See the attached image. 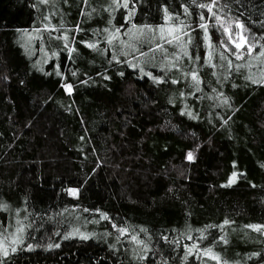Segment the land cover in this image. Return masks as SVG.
Segmentation results:
<instances>
[{
  "label": "trees",
  "instance_id": "obj_1",
  "mask_svg": "<svg viewBox=\"0 0 264 264\" xmlns=\"http://www.w3.org/2000/svg\"><path fill=\"white\" fill-rule=\"evenodd\" d=\"M210 2L129 0L109 10L112 0H0V231L25 225L23 250L4 264H264V235L247 227L264 226V85L220 60L226 34L198 7ZM220 4L249 36H264V0ZM165 9L191 26L188 57L124 35L133 24L163 26ZM201 13L215 50L197 28ZM47 16L64 29L26 44ZM77 25L69 54L56 37ZM106 28H120L112 44ZM142 52L153 61L142 63Z\"/></svg>",
  "mask_w": 264,
  "mask_h": 264
},
{
  "label": "snow or ice",
  "instance_id": "obj_2",
  "mask_svg": "<svg viewBox=\"0 0 264 264\" xmlns=\"http://www.w3.org/2000/svg\"><path fill=\"white\" fill-rule=\"evenodd\" d=\"M50 0H41V3H49ZM65 3H67V0H64ZM82 3L84 5L89 4V0H82ZM193 3H195V0H193ZM129 6V0H112V3L109 5V10L113 8H125L127 9ZM201 9H206L207 12L210 14L209 19L214 21L213 27L217 28L221 31L222 35L226 34V39L220 41V45L223 48V51L219 53V58L222 61L227 62V67L229 69L235 70L236 72H240L242 69H248L249 74L245 76L246 80H249L253 84H260L264 85V44H261L260 41L264 40V36L261 37H255V36H249L245 30V26L240 23L239 21L232 22L230 18L227 16V13H224V8L226 5H221L220 0H211L210 3H201L198 5ZM95 11V9H93ZM184 13L186 15H190L188 12V8H184ZM221 13H224L221 15ZM52 15H55L53 13ZM82 16H90V12H81ZM134 15V12L130 11L128 13V19L126 20V23L131 24L132 16ZM51 16L45 17V23L43 25L42 29H36L35 32L37 33V37H33L29 33H25L27 36L26 44H30L31 41L34 38L39 37V33L42 31L48 32L49 35H51L52 32L59 31L60 29H64L63 23L60 24V29H57L55 25H51ZM199 19L201 23L197 25V28L202 30L203 35V41L207 44L209 49L215 50V47L211 44V38L208 34V24L205 22V17L203 13L200 14ZM165 24L163 26H159L158 28H152L151 26L145 25L143 27H137L136 25H132L131 28L128 29L124 35L129 36L132 40L140 43H148L151 41H156V46L154 49H150L152 52L156 51H163L164 45H174L176 48L179 49V54L175 57L176 60L181 59V55L184 57H188L189 53L187 51L188 46L192 43V37L190 34V31L188 29L191 28V26L187 23H185L183 20H180L179 16L173 17L167 13V9H165ZM111 23V21H109ZM225 25H228L227 27ZM192 31H195L196 29H191ZM67 31H73V32H80L82 29L77 25L74 29L71 30H65L64 33H62L60 36H57L56 39L62 40L64 42V49L67 50L69 54L75 51V48L69 47V43H76L75 37L73 36L72 40H69V36L67 35ZM105 33H108L107 36V42L108 44H112L113 41L117 40L119 38L120 34V28H116L115 32H109L108 29H104ZM239 41V42H237ZM121 44L125 45L128 48H131L133 51L136 49L133 47V44L126 43L125 41H120ZM87 47L96 49L97 44L90 43L87 45ZM259 48L260 50L257 52L256 49ZM225 53H228L230 56L234 57L236 61H244V63H234L232 59H229L228 55H225ZM127 55V53H124ZM53 55H56V53H53ZM141 56H146L147 53H140ZM191 59V57H189ZM248 58V59H246ZM196 59H199V57H196ZM112 60H117L118 57L113 55ZM252 61L258 62V65H254ZM207 64L211 65L212 67H215V64H212V51H209L208 53V59L206 61ZM133 68L138 67L137 64L131 65ZM175 66V65H173ZM223 66V65H222ZM259 67L260 74L257 76L256 73L252 72L253 67ZM143 69H141L142 71ZM57 75H59V72H57ZM74 75V73H73ZM150 75V73H149ZM189 75V74H186ZM192 81L198 86L200 84V79L198 76V73L196 71H192L190 73ZM227 78V77H225ZM161 82V81H157ZM173 83H178V81H172ZM66 88L69 93L72 91L71 85H66ZM199 90V89H197ZM224 103H227V100L225 99L223 101ZM191 115V113H189ZM226 123V121H225ZM188 160L194 159L193 154L190 152L187 155ZM237 179V174H233L232 178L229 180L228 185H231L234 183ZM225 185V186H228ZM70 194L76 195L77 190L75 189H69ZM4 209H7V205L2 206ZM102 219H108L106 215L101 216ZM16 224L18 225L15 228V231L13 233H6L4 231H0V264H4L5 259L9 256L10 252L15 253L19 250H23L24 245V233H25V225L22 221H17ZM229 221L225 220L224 225H228ZM113 227H116L113 225ZM223 227V226H221ZM253 229L254 231L260 232L262 235H264V226L261 225H250L247 226ZM118 232L120 235H124L127 232V229L120 228L118 229ZM9 235H11V239L9 240ZM83 239H88V236H83ZM204 237L201 236V239ZM131 239L137 243H142L138 240L136 236H132ZM188 239H193L191 236L188 237ZM224 240V243H227V240L223 237L221 238ZM7 245V246H5ZM56 247H59V245H55ZM49 248L53 247V245H49ZM27 249L31 250L32 245H27ZM194 250H199V246L197 243H193L191 247L188 249V255H193ZM205 256H210L213 260H218L219 258L211 253V249L204 250L203 253ZM187 258V257H186Z\"/></svg>",
  "mask_w": 264,
  "mask_h": 264
},
{
  "label": "rangeland",
  "instance_id": "obj_3",
  "mask_svg": "<svg viewBox=\"0 0 264 264\" xmlns=\"http://www.w3.org/2000/svg\"><path fill=\"white\" fill-rule=\"evenodd\" d=\"M226 27L228 26V25H225ZM141 27V26H140ZM139 28V27H138ZM152 28H154V27H152ZM152 42V41H151ZM237 42H239V41H237ZM138 43H140V42H138ZM164 50L165 51H170V52H173L174 53V45H172V46H170V45H167V44H165L164 45ZM160 52H163V51H160ZM141 60V59H140ZM153 61V59H151V60H148L147 59V57L146 56H143L142 57V63L144 62V63H148V62H152Z\"/></svg>",
  "mask_w": 264,
  "mask_h": 264
}]
</instances>
